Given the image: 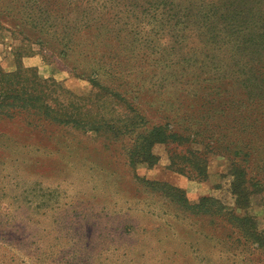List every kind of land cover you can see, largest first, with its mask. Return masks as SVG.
Listing matches in <instances>:
<instances>
[{"label": "rangeland", "instance_id": "374dc122", "mask_svg": "<svg viewBox=\"0 0 264 264\" xmlns=\"http://www.w3.org/2000/svg\"><path fill=\"white\" fill-rule=\"evenodd\" d=\"M173 2L0 0V69L38 82L49 109L0 117V264H264V248L250 256L219 239L225 221L186 216L142 182L183 189L193 203L213 197L253 218L264 235V171L243 209L231 193L227 158L208 155L205 181L170 169V154L201 145L155 144L156 164L137 162V138L161 121L164 101L172 116L178 103L196 98L181 86L191 80L185 67L193 59L194 75L216 67L230 82L248 61L257 63L253 48L233 52L232 40L220 42L233 38L227 33L215 38L220 44L212 40L220 17L212 29L179 31ZM188 2L204 3L176 1ZM252 75L255 97L262 84ZM69 114L81 124L60 122Z\"/></svg>", "mask_w": 264, "mask_h": 264}, {"label": "trees", "instance_id": "16d2710c", "mask_svg": "<svg viewBox=\"0 0 264 264\" xmlns=\"http://www.w3.org/2000/svg\"><path fill=\"white\" fill-rule=\"evenodd\" d=\"M173 1L170 15L172 19L177 18L179 31L188 29L190 25H201L200 30L212 29L215 18L220 17L219 25L215 26L218 27L212 29L217 33L211 35L212 40L218 44L232 40L233 52L246 46L253 48L258 55L257 63L254 58L251 63L248 61L245 67L236 71L237 79L230 82L220 77L225 71L216 67L213 73L208 67H205V70L199 68L200 74L194 75L193 68L198 59H193L191 64L185 67L187 73H193L191 80L181 86L188 88V94L195 93L196 98L178 103L172 116L166 113L167 108L171 107L167 106L169 100L164 101L165 108L161 121L148 126L137 138L136 149L141 152L139 156H142L137 162L155 165L153 161H156L157 157L151 152L155 144L201 145V151L186 148L182 155L170 154V169L188 179L205 181L208 177V155L218 154L227 158L231 163L229 172L232 178L231 193L236 198L237 207L245 209L249 207L250 197L259 191L261 185L262 179L258 178L257 172L264 171V0H203L204 3L188 2L186 6L178 5L177 0ZM218 5L220 8L225 6L219 15ZM221 32L233 38L224 37L220 42L215 41V38L219 39ZM212 40L207 38V42H210L208 45L213 44ZM219 47L221 50L220 45ZM246 69L253 74L252 81H259L262 84L261 93L255 97L250 95L253 91H249V85L247 86L248 71L242 75ZM20 75L9 74L0 69V117H13L15 114L13 109L27 112L32 108H39L41 111L45 107V110H49L42 99L43 95H47L38 90L40 84L36 81L20 80L18 78ZM126 109L133 110L130 107ZM47 114L43 113L48 116ZM138 118L141 125L144 121L148 122L141 113ZM79 120L76 115L69 114L60 122L77 126L81 124ZM131 125L138 126L133 123ZM134 155L135 152L131 151L129 158L131 166L135 162ZM179 156L180 163H176ZM142 182L150 190L166 198L186 216H207L215 223L217 220L225 221L226 224L220 226L222 233H219V239L231 244L234 249L243 252L248 250L252 256L253 252L264 248V235L258 230L253 218L238 217L233 211H226V207L220 201L210 196H203L198 202L193 203L183 189L168 183L148 180Z\"/></svg>", "mask_w": 264, "mask_h": 264}]
</instances>
